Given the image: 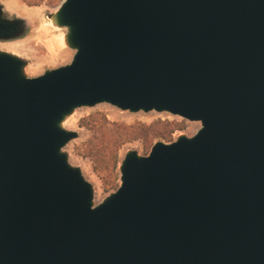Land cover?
Segmentation results:
<instances>
[{
    "label": "water",
    "instance_id": "water-1",
    "mask_svg": "<svg viewBox=\"0 0 264 264\" xmlns=\"http://www.w3.org/2000/svg\"><path fill=\"white\" fill-rule=\"evenodd\" d=\"M59 23L69 65L0 53V264H264V0H65ZM102 102L201 128L126 153L93 207L60 123Z\"/></svg>",
    "mask_w": 264,
    "mask_h": 264
},
{
    "label": "rangeland",
    "instance_id": "rangeland-1",
    "mask_svg": "<svg viewBox=\"0 0 264 264\" xmlns=\"http://www.w3.org/2000/svg\"><path fill=\"white\" fill-rule=\"evenodd\" d=\"M64 1L0 0L1 20L19 24L10 36L0 38V53L22 61V75L25 78H35L71 63L75 49H64L60 44L59 32L48 25V19ZM136 123L147 127L138 134V130L133 128ZM115 126L131 127L128 130L130 139L119 149L117 168L110 172V160L107 158L111 148H106L108 155L105 158H100L102 149L99 147L94 148L98 153L90 154L89 151L95 146L96 132L100 128L113 129ZM60 127L74 133V137L64 145L61 153L65 155L67 163L77 168L91 185V202L96 207L118 188L119 168L126 153L134 151L138 157H145L155 142L171 143L178 137L191 138L201 128V124L166 112L123 111L102 102L94 106L74 108L65 116ZM164 128L170 129L169 137L162 139L154 135Z\"/></svg>",
    "mask_w": 264,
    "mask_h": 264
},
{
    "label": "trees",
    "instance_id": "trees-1",
    "mask_svg": "<svg viewBox=\"0 0 264 264\" xmlns=\"http://www.w3.org/2000/svg\"><path fill=\"white\" fill-rule=\"evenodd\" d=\"M144 124L136 123L133 128H136L137 133L140 134L141 130L146 128ZM131 127L127 126H115V128H100L96 132V138H95V146L91 147L89 153H98L95 151V147H99L102 149V153L100 154V158H105L106 155H108V152L106 151V148H111V152L109 157L107 158L110 160V168L109 171L113 172L117 168L118 164V151L121 148V146L126 143L130 139V133L129 129ZM170 129H161L160 131L156 132L154 135L157 137H160L162 139L169 137Z\"/></svg>",
    "mask_w": 264,
    "mask_h": 264
},
{
    "label": "bare ground",
    "instance_id": "bare-ground-1",
    "mask_svg": "<svg viewBox=\"0 0 264 264\" xmlns=\"http://www.w3.org/2000/svg\"><path fill=\"white\" fill-rule=\"evenodd\" d=\"M65 2V1H64ZM63 2V3H64ZM63 5V4H62ZM61 6H59L50 16L48 19V25L53 28L56 32H59L60 34V44L64 47V49L68 48L70 46L69 42V29L67 27L61 26L59 23V11L61 9ZM47 22V21H46ZM54 31V32H55ZM68 50V49H66ZM64 51V50H63ZM65 52V51H64Z\"/></svg>",
    "mask_w": 264,
    "mask_h": 264
}]
</instances>
